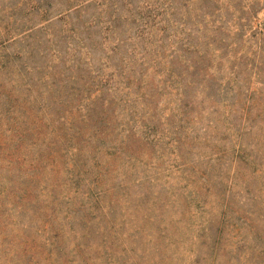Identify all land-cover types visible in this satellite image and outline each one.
Here are the masks:
<instances>
[{"label": "rangeland", "instance_id": "obj_1", "mask_svg": "<svg viewBox=\"0 0 264 264\" xmlns=\"http://www.w3.org/2000/svg\"><path fill=\"white\" fill-rule=\"evenodd\" d=\"M0 264H264V0H0Z\"/></svg>", "mask_w": 264, "mask_h": 264}, {"label": "trees", "instance_id": "obj_2", "mask_svg": "<svg viewBox=\"0 0 264 264\" xmlns=\"http://www.w3.org/2000/svg\"><path fill=\"white\" fill-rule=\"evenodd\" d=\"M188 1V0H185ZM141 19V24H136L135 32L139 33L138 35H144L150 33V29L152 28V24H149L148 17L146 16H139ZM165 30V29H164ZM192 46L191 42L187 44V47ZM195 68V67H194Z\"/></svg>", "mask_w": 264, "mask_h": 264}]
</instances>
